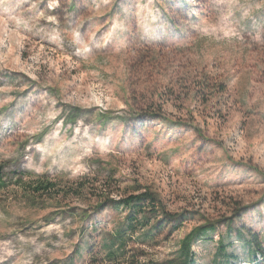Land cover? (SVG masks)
Here are the masks:
<instances>
[{
  "label": "rangeland",
  "instance_id": "obj_1",
  "mask_svg": "<svg viewBox=\"0 0 264 264\" xmlns=\"http://www.w3.org/2000/svg\"><path fill=\"white\" fill-rule=\"evenodd\" d=\"M0 169V264H90L124 213L14 185L110 173L187 218L143 263L264 264V0H0Z\"/></svg>",
  "mask_w": 264,
  "mask_h": 264
},
{
  "label": "trees",
  "instance_id": "obj_2",
  "mask_svg": "<svg viewBox=\"0 0 264 264\" xmlns=\"http://www.w3.org/2000/svg\"><path fill=\"white\" fill-rule=\"evenodd\" d=\"M23 179V178H21ZM88 178L65 184L51 181L42 177L31 183L17 182L14 187L22 189L29 200H46L50 202L82 201L85 207L78 209L81 218L87 220L89 212L101 213L111 210L115 214L124 213L123 220L117 223L111 231L107 226L97 229L94 237L84 243L92 257L90 264H195L192 246L201 240L209 232H213V225H206L194 230L182 243L179 256L176 259L164 263L149 261L143 263L141 256L136 251V246H155L163 234H173L180 231L186 217L178 214H170L162 205L155 194L148 190L135 189L133 193H126L116 198L118 193L117 181L110 173L99 183L98 178L93 183H87ZM96 180V181H95ZM8 190L4 181L2 169H0V191ZM59 208V207H58ZM75 209H72V212ZM252 244H257L251 240ZM220 251H225V246L220 245ZM142 262V263H141ZM68 264H74V260Z\"/></svg>",
  "mask_w": 264,
  "mask_h": 264
}]
</instances>
